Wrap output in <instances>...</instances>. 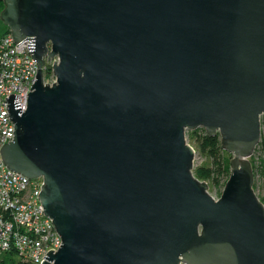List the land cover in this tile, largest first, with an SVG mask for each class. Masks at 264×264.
Masks as SVG:
<instances>
[{
  "label": "water",
  "instance_id": "water-1",
  "mask_svg": "<svg viewBox=\"0 0 264 264\" xmlns=\"http://www.w3.org/2000/svg\"><path fill=\"white\" fill-rule=\"evenodd\" d=\"M3 1L39 65L1 157L44 179L63 243L42 264H264V0ZM200 127L232 155L219 199L193 172Z\"/></svg>",
  "mask_w": 264,
  "mask_h": 264
},
{
  "label": "built area",
  "instance_id": "built-area-1",
  "mask_svg": "<svg viewBox=\"0 0 264 264\" xmlns=\"http://www.w3.org/2000/svg\"><path fill=\"white\" fill-rule=\"evenodd\" d=\"M23 39L15 42L10 30L0 35V254L16 255L17 264H42L47 259L43 258L46 253L50 250L55 253L63 243L39 199L44 179H31L12 171L1 157L5 143L15 137V124L6 109V98L15 94L21 112H25L28 93L33 91L30 86L39 69L28 48V41L33 40ZM54 62L45 59V84L56 82ZM47 69L51 70L48 79Z\"/></svg>",
  "mask_w": 264,
  "mask_h": 264
},
{
  "label": "trees",
  "instance_id": "trees-1",
  "mask_svg": "<svg viewBox=\"0 0 264 264\" xmlns=\"http://www.w3.org/2000/svg\"><path fill=\"white\" fill-rule=\"evenodd\" d=\"M3 7H4V1L0 0V8L2 9ZM261 123H262V134H261L262 138L258 146H261L264 153V115L262 116ZM200 130H202L203 133L198 134ZM191 133H193L194 136H196L197 138L196 139L197 146H199L200 149H202L204 154H206L209 158H211L213 163V166L211 168H206L202 166L197 169H194L193 172L195 176L199 180L200 179L205 180L211 178L216 186L219 187L221 186V188L223 189L227 179L229 178L231 170H230V160L225 157V155L228 154V152L221 147V137H219L218 134L214 136H210V135L208 136L206 130L203 128H198L197 130L191 131ZM251 162H252V167L254 169V176L256 177L257 172L255 169L254 161L251 160ZM262 171L264 175V167L262 168ZM222 176H224V179L221 182L220 179L222 178ZM255 186L256 184L254 185V188ZM219 193L221 196L222 195L221 190ZM261 201L262 203H264V197L261 199ZM12 260L13 259L10 258L9 262L10 261L12 262ZM13 264H17V262Z\"/></svg>",
  "mask_w": 264,
  "mask_h": 264
},
{
  "label": "rangeland",
  "instance_id": "rangeland-1",
  "mask_svg": "<svg viewBox=\"0 0 264 264\" xmlns=\"http://www.w3.org/2000/svg\"><path fill=\"white\" fill-rule=\"evenodd\" d=\"M2 9L0 8V35H2L3 32L9 30L8 26L4 23V21L1 18ZM57 60H58V58H55L52 61H57ZM46 76H47V79L51 78V70L47 69ZM200 128H203V127H200ZM191 131L192 130L186 131V138H187L188 143L192 146V148L195 149L194 169H197V168L202 167V166H204L206 168H211L213 166L211 158H209L206 154H204L202 149H200V147L197 146V140H196L197 138H196V136H194L193 133H191ZM201 133H203L202 130H200L198 132V134H201ZM198 134H196V135H198ZM225 157L228 158L231 162V157H232L231 154L229 155V153H228L225 155ZM250 160L254 161L255 169L257 172L256 177L254 179L255 184H256V186L254 188V192L256 193L258 198L261 200L264 197V175L262 173L263 172L262 168L264 167V153H263V149L261 148V146L257 145V148H256L254 154L250 157ZM223 179H224V176H222L220 181L222 182ZM203 181H205L209 185V187H208L209 194L214 196V198L219 199L220 198L219 192H220V190H221V192L223 191L221 186L220 187L216 186L211 178L205 179ZM10 258L13 259L12 260L13 263H16L19 261L18 257L14 254H10V255L0 254V262H1L0 264H13L11 261L9 262Z\"/></svg>",
  "mask_w": 264,
  "mask_h": 264
}]
</instances>
